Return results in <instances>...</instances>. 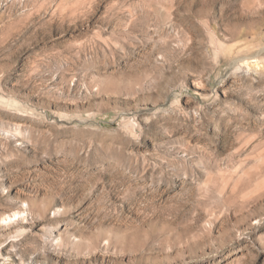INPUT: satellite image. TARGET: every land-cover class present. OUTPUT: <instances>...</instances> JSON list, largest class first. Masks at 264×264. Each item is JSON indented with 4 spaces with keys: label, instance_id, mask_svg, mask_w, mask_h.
Masks as SVG:
<instances>
[{
    "label": "rangeland",
    "instance_id": "rangeland-1",
    "mask_svg": "<svg viewBox=\"0 0 264 264\" xmlns=\"http://www.w3.org/2000/svg\"><path fill=\"white\" fill-rule=\"evenodd\" d=\"M0 264H264V0H0Z\"/></svg>",
    "mask_w": 264,
    "mask_h": 264
},
{
    "label": "bare ground",
    "instance_id": "bare-ground-1",
    "mask_svg": "<svg viewBox=\"0 0 264 264\" xmlns=\"http://www.w3.org/2000/svg\"><path fill=\"white\" fill-rule=\"evenodd\" d=\"M17 216V215H16ZM12 218V217H11ZM9 219H10V217H9ZM9 219H7V220H9Z\"/></svg>",
    "mask_w": 264,
    "mask_h": 264
}]
</instances>
